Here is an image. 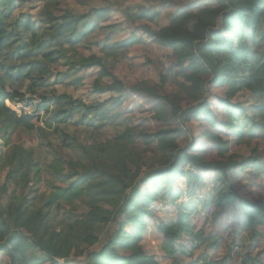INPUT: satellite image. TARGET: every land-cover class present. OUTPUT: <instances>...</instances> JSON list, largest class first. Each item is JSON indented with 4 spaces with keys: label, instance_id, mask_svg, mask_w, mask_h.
Returning <instances> with one entry per match:
<instances>
[{
    "label": "trees",
    "instance_id": "trees-1",
    "mask_svg": "<svg viewBox=\"0 0 264 264\" xmlns=\"http://www.w3.org/2000/svg\"><path fill=\"white\" fill-rule=\"evenodd\" d=\"M56 1L43 2L48 9L56 6ZM215 1V6L178 14L168 26L158 31L148 27L146 33L155 45L173 51L177 67L173 75L175 79H181L175 92L164 91L168 76L162 73L159 84L138 81L127 86L96 55L68 63V70L75 74L96 69L93 89L98 94L111 92L122 96L128 90L127 94L134 93L154 101L152 114L157 125L152 129L129 127L117 135L114 140L119 150L111 157L112 163L94 154L95 148L83 146L89 162L69 164L72 171L65 179L70 184L61 196L86 197L90 209L86 218L66 225L63 219L57 221L58 217L47 210L54 206L51 203L39 209L35 204L26 206V201L7 207L0 205V251L7 255V264L70 263V259L80 255H83L85 264H183L180 258L193 257L202 244L218 246V238H208L203 230H196L190 211L183 209L189 187L187 173L194 176L192 188L212 187L208 199L213 205V218L225 213L229 207L234 208L241 220L238 230L234 229L230 237H234L236 232L241 233L245 227H248L253 240L263 236L264 205L239 194L230 174L239 177L251 169V177L264 176V150L260 148V141H264V0ZM22 3V0H0V55L7 52L10 58H14L15 53L23 52L27 56L31 48L23 41L27 35L35 43L37 51L46 48L45 43L49 41L48 38H40V31L31 19H24V15L14 18ZM163 3L171 4L170 0H163ZM96 14L103 17L101 12L96 11ZM157 14V11L143 7L139 17L153 19ZM87 17H75L67 12L57 18L50 16L57 28L48 32V37L57 39L59 43L60 37L65 36L66 43H79L85 35L76 29ZM94 30V26L86 28L85 34ZM135 41L141 42V39ZM135 41L130 38L119 47H128ZM44 57L53 60L54 55L49 53ZM129 61L140 66L152 63L148 59L140 63L137 57L129 58ZM36 68L41 69L33 64L32 69ZM4 70L0 64V71ZM35 86H31V91L34 92ZM211 86L225 87L224 96L211 95ZM241 93L253 97L249 108L245 105L248 103L233 102ZM25 97L20 92L10 93L5 85H0L2 136L11 134L9 130L13 133L22 130L26 136L34 138L41 133L42 128L38 125L40 116L18 115L6 104L7 101L22 102ZM47 98H41L43 106L38 109L50 114L51 105ZM119 98L118 108H121ZM212 98L216 99L215 105ZM56 105L58 112L50 120L57 123L67 120L71 112L84 107L82 102L69 95L57 97ZM103 107H85L83 120L98 114L104 121L107 117L101 110ZM196 121L204 127L201 145L194 142L180 146L178 133ZM62 136L65 141L69 140L67 135ZM233 137L236 146H247L250 156L229 154ZM138 143L144 146L141 152L131 149ZM20 146L9 150L0 167V171H6L5 183L2 188L0 186L3 193L9 186L8 181L22 188L29 184L32 166L40 170L39 164L32 161L35 149ZM212 152L217 158H209ZM186 167L192 171L188 172ZM207 175L215 179L214 184L207 186ZM162 185L169 187L167 201L159 197ZM169 208L174 209L171 218L166 216ZM53 221H57L55 225ZM100 227L109 229L107 241L99 249L92 250L98 244L96 233ZM150 228L162 236L160 249L165 260L148 253L144 245ZM81 246L88 248L81 250ZM28 248L40 254V259L29 261ZM256 260L252 259L253 262Z\"/></svg>",
    "mask_w": 264,
    "mask_h": 264
},
{
    "label": "rangeland",
    "instance_id": "rangeland-1",
    "mask_svg": "<svg viewBox=\"0 0 264 264\" xmlns=\"http://www.w3.org/2000/svg\"><path fill=\"white\" fill-rule=\"evenodd\" d=\"M22 1L23 3L16 11L14 18L24 15L26 17L24 19H31L40 31V38H48L49 41L45 43L46 48L37 51L35 43L30 41L27 35L23 38L26 45L31 47L27 56L23 52L15 53L14 58H10L7 52L0 55V64L5 67L4 71H0V85H5L10 93L25 94L26 98L32 99L34 104L37 102V105L41 98L48 97L47 101L51 105V112L50 114L43 113L40 116L38 125L42 131L36 134V139L34 136H26L22 130H16L14 133L9 130L12 133L7 136L0 134V167L5 162V157L9 155V150L20 145L26 146L28 149L31 147L35 149L32 161L40 166V170H35L34 166L31 167L30 183L24 188L8 181L9 186L5 193L0 191V205L7 207L12 203L19 205L26 201V206L35 204L39 209L51 203L54 206L47 210L56 218L58 217L57 221L63 219L67 225L73 220L86 218L90 210L84 196H73V194L61 196L63 190L70 184V181L65 179L72 171L69 164L71 162L80 164V161L89 162L88 156L82 149L83 146L90 149L95 148L94 154L107 163H112L111 157L119 150V145L114 140L117 135L129 127L152 129L157 125L152 114L154 101L134 93L127 94L128 90L124 91L122 96L111 92L98 94L93 89L96 69L75 74L68 70V63L96 55L101 57L127 86L138 81L159 84L162 73L168 76V84L164 91L175 92L177 91L176 84L181 79H175L173 75V71L177 72L173 51L155 45L146 33L149 31L148 27L158 31L162 27L168 26L178 14L185 11H197L206 6H215L217 1L170 0L171 4L166 5L163 0H58L56 6H50L48 9L44 0ZM143 7L155 10L158 14L153 19L145 17L143 20L139 17ZM96 11L101 12L103 17L100 18L97 14L96 16ZM64 12L75 17L89 16L76 29L78 33L82 32L85 35L82 41L77 44L66 43L65 36L60 37L59 43L56 42L57 39L48 37L47 33L54 32L57 28V25H54L49 17L57 18ZM91 26L95 27L94 32L85 34V29ZM48 28L50 31L47 30ZM130 38H134V41L139 38L141 42L135 41L128 47H119V44ZM49 53H53V60H47L44 57ZM133 57H137V61L140 63L145 62L146 59L151 60L152 63L148 66L132 65L129 58ZM33 64L38 65L41 69L33 70ZM20 70L22 72L19 73ZM107 81L109 82V80ZM32 85H36L34 92L30 89ZM209 89L211 95L223 97L225 94V87L211 86ZM62 95L71 96L74 100L82 102L84 107L71 112V116L67 120L57 123L50 119L58 112L56 98ZM118 98L121 108H118ZM233 100V102L248 103L245 104L248 108L253 103V97L247 93H241ZM212 101L215 105L216 99L212 98ZM6 104L18 114L23 113V103L8 101ZM91 105L104 106L101 110L104 111L107 119L102 121L98 114H92L83 120L85 107ZM60 115L65 117L64 114ZM203 129L200 121L189 124L187 128L178 133L179 145L186 146L194 142L201 145ZM54 131L58 133H53ZM62 133L67 135L69 140L65 141ZM233 141L234 137L231 139L229 154L251 155L245 144L236 146ZM260 148L264 150L263 140L260 141ZM131 149L141 152L144 150V146L138 143ZM209 158H217L216 153L212 152ZM186 168L188 172L192 171L189 167ZM5 172L0 171L1 188L5 183ZM251 172L252 170L249 169L239 177L230 174V179L234 181L235 189L239 194L260 201L264 205V176L251 177L249 175ZM186 180L189 187L187 201L183 204V209L190 211L196 230H203L208 238H218V246L210 245V243L202 244L193 257L180 258L183 264H264V234L261 238L253 240L249 236L248 227H245L241 233L236 232L234 237H230L234 229L238 230L237 227L241 220L234 212V208L229 207L225 213L213 218L211 211L213 205L209 204L208 199L210 197L209 189L212 187L207 188L202 185V189L192 188L194 176L190 173L186 174ZM214 180L210 175L205 177L207 186L214 184ZM251 181H253L252 184L248 186ZM168 192L169 187L162 185L159 197L167 201ZM58 205L59 207H56ZM172 211H174L172 208L166 210L168 218L172 217ZM57 221H53L52 224L55 225ZM10 224L12 223L10 222ZM108 230V228L101 227L97 230L99 241L92 250L99 249L106 243ZM161 243L162 236L150 228L144 245L148 253L160 260H165L160 249ZM87 248L86 246L80 247L81 250ZM27 254L29 261L35 262L40 259V254H37L33 249H29ZM254 258L257 259L255 262L252 261ZM8 261L7 255L0 251V264H7ZM69 261L70 263L59 261V264H85L83 255L75 256Z\"/></svg>",
    "mask_w": 264,
    "mask_h": 264
},
{
    "label": "clouds",
    "instance_id": "clouds-1",
    "mask_svg": "<svg viewBox=\"0 0 264 264\" xmlns=\"http://www.w3.org/2000/svg\"><path fill=\"white\" fill-rule=\"evenodd\" d=\"M26 99L29 100V102H31V106H33V107H32L33 110H32L31 113L26 112L25 107L30 106V104H29V105L24 106L23 113L18 114V113L16 112L18 115L25 114V115H27V116L34 117V116H41V115H43V113H45L44 109H42V108L38 109L39 107H42V106H43V103H42L41 100H40V103L38 102V105H37V104H34V102L32 101V99H30V98H26V97H25V99H24L22 102H20V103H24ZM27 100H26V101H27ZM7 102H8V101H7ZM18 103H19V102H18ZM10 109H11V108H10ZM12 111H13V110H12ZM14 112H15V111H14Z\"/></svg>",
    "mask_w": 264,
    "mask_h": 264
},
{
    "label": "built area",
    "instance_id": "built-area-1",
    "mask_svg": "<svg viewBox=\"0 0 264 264\" xmlns=\"http://www.w3.org/2000/svg\"><path fill=\"white\" fill-rule=\"evenodd\" d=\"M26 100H27V99H26ZM26 100H25V102L23 103L24 106L29 105V104H30V106L25 107V110H26V112L31 113L32 110H33V108H32L33 106H31V102H30V103H27V102H29V100H27V101H26ZM35 104H37V102H36Z\"/></svg>",
    "mask_w": 264,
    "mask_h": 264
}]
</instances>
